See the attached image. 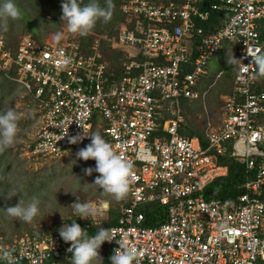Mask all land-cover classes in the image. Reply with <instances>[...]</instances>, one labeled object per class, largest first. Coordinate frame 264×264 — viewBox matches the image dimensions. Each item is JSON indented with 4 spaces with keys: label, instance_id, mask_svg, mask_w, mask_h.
Listing matches in <instances>:
<instances>
[{
    "label": "built area",
    "instance_id": "obj_1",
    "mask_svg": "<svg viewBox=\"0 0 264 264\" xmlns=\"http://www.w3.org/2000/svg\"><path fill=\"white\" fill-rule=\"evenodd\" d=\"M197 1L126 0L117 35L92 33L89 53L69 35L39 42L27 33L13 53L0 35V68L16 69L14 79L32 92L40 111L29 155L65 156L89 140L97 114L106 121L103 133L130 164V181L129 203L118 224L109 227L116 239L103 245L114 251L117 240H123L137 250L139 264H264V124L259 121L264 91L254 90L257 69L247 53L263 52L258 21L264 19V0H218L213 10L228 11L230 17L212 33L195 24L210 16ZM102 40L131 58L118 82L107 76ZM226 41L244 64L235 65L222 121L217 127L208 124V145L203 147L199 137L180 133V100L200 97L195 88L199 78ZM184 64L192 71L183 74ZM161 101L166 108L159 109ZM164 112L169 118L156 135ZM62 129L68 131L63 138ZM77 134L84 139L69 143L68 136ZM229 140L234 156L249 169L258 168L256 177L245 183L247 191L237 201L208 199L207 186L228 173L216 157L225 154ZM149 203L168 206L160 225H145L146 215L138 208ZM16 239L9 244L0 236V249L9 250L15 263L45 264L73 255L59 232Z\"/></svg>",
    "mask_w": 264,
    "mask_h": 264
},
{
    "label": "trees",
    "instance_id": "obj_2",
    "mask_svg": "<svg viewBox=\"0 0 264 264\" xmlns=\"http://www.w3.org/2000/svg\"><path fill=\"white\" fill-rule=\"evenodd\" d=\"M124 1L126 0H111L112 8L110 19L107 21L103 19L98 20L95 26L86 35L78 36V42L84 52L89 53L91 51V45L95 38L92 33L107 34L108 36L117 35L120 27L117 28L116 25L125 21V17L121 10V5ZM87 2L88 0H83L84 4ZM216 2H218V0H200L195 2V5L200 11H209L210 16L207 20L201 18L195 20L196 26L202 27L206 33H212L220 29L230 17V12L228 11L213 10L212 5ZM15 3L20 11L19 17L15 20L11 18H0V35L4 34L6 44L12 49L13 53L16 52L20 37L27 32L32 33L37 41L44 42L45 36L48 34V27L51 26L53 31L63 30L64 21L61 20L62 0H15ZM98 3L101 7H107L105 0H98ZM259 29L260 39L264 47V19L259 21ZM227 46L231 49L232 43L227 42ZM100 49L103 59L108 63L106 73L110 82H118L124 72V64L130 62L131 58L128 57L125 50L112 48L105 40L101 41ZM222 54H224V52ZM137 59L142 60L141 57H137ZM156 61L160 62L159 59H156ZM227 67L232 70L233 73L235 72V65H228ZM190 71H192V66L190 64H184L182 73L184 74ZM16 76L17 71L14 67L8 70L0 68V110H2V105H4L5 100L11 97L10 94L12 90H15L17 85L27 90L14 79ZM216 85H218V83ZM232 87L233 81H231L230 86H225L223 84H221V86L219 85L212 99H209L208 93L204 98V92L206 90L200 92V97L197 99L181 98L180 101L184 114V121L180 126V133L199 137L203 147H206L208 145V140L205 132L208 123L206 117L204 120L200 121L197 112L203 109L205 99L207 100L208 106L209 104L211 105V110H218L220 104H223L221 95L231 92ZM254 90L264 91V76H259L257 74ZM24 98H27L26 100L32 99L35 102L32 92L28 91V96ZM194 101H197L196 105L193 103ZM216 104L217 106L214 107ZM95 118L96 116L93 119L91 132L98 127V131L103 135V128L106 126V121L102 120L98 126ZM167 118H169V115L164 112V116L160 119L159 130L156 135H161L163 133L162 125ZM259 121L264 124V113L259 116ZM233 143V140H229L226 143L227 149L225 154L216 157V161L219 164L228 167V173L223 177L216 178L207 186L205 195L208 199L220 198L223 200L237 201L239 197L247 191L245 183L256 177L257 167L251 170L247 167L244 160L233 155ZM84 145L85 144H83L81 148H84ZM15 159L19 158L14 154V145L0 152V236L2 237L8 236V238H16L25 234L40 236L52 232L55 233L59 232V228L64 223H71L73 221H76L87 229L89 236L95 235L101 227L109 228L110 226L117 225L122 215L123 206L129 203L128 195L126 194L122 202L117 203L118 206H111L109 208V216L106 223L95 225L94 222L91 220L89 221V219L78 218L73 214V210L66 208L73 199L74 185L78 186L77 191L82 188L84 190L86 188L87 191H89V189H96L98 195L103 194V190L99 188V186L92 184L93 182L86 180L85 177L84 169L92 167L91 164L94 162V159L87 160L86 162L84 161L83 163V160L75 156L73 166L54 163V165H46L36 172H22L17 169L15 166ZM260 160L261 158L258 159V162ZM86 182L89 183L88 186H86ZM71 183L74 185L72 186ZM65 186L70 187L69 192L65 190ZM13 188L20 189L23 192L25 204L28 203L33 196L39 198L40 211L31 224L20 222L17 218L9 217L6 214L5 208L8 206H15L22 195L18 194L8 199L6 192ZM260 195L264 197V185L262 186ZM47 201H50L51 204ZM62 204L67 210L66 216H64L65 220L62 218L56 219L54 228L46 226L45 223L47 218H55L57 210L64 209L60 208ZM138 211L144 212L146 215L145 225L147 226L160 225L168 216V206H164L160 203L141 205ZM98 251L102 258L99 264H110L108 258L113 254V250L110 246L102 244ZM53 263L54 261H47L45 264ZM0 264H4V262H0ZM15 264L28 263L18 262Z\"/></svg>",
    "mask_w": 264,
    "mask_h": 264
},
{
    "label": "clouds",
    "instance_id": "obj_3",
    "mask_svg": "<svg viewBox=\"0 0 264 264\" xmlns=\"http://www.w3.org/2000/svg\"><path fill=\"white\" fill-rule=\"evenodd\" d=\"M105 3L107 7H101L98 0H88L86 4L83 3V0H62L61 20L66 21L67 31L86 35L98 20H109L112 3L111 0H105ZM19 15L20 11L15 0H0V18L15 20ZM56 38L59 39L60 35L57 34ZM247 53L252 57L251 63L256 65L257 74L264 76V53L254 50H248ZM227 63L228 65L236 66L244 64L242 59H237L234 54L231 57L227 54ZM20 119V114L14 108L0 110V152L15 144L18 135V121ZM66 135H68V131L65 132L62 129L61 138ZM83 139L84 136L80 134L68 136V142L71 144L81 142ZM76 155L85 161L89 159L96 161L94 168L88 167L84 169L85 174L89 176L93 172L100 174L92 184L112 194L116 200H121L126 196L129 189L130 164L113 150V147L101 134L92 132L91 142L86 147L81 148ZM18 194H22L19 202L15 206L6 207L5 212L9 217L31 224L39 214L40 200L38 197L33 196L25 204L23 192L20 189L13 188L6 192L8 199ZM70 206L73 214L78 218L93 220L97 215V209L90 203H81L77 199ZM62 217L64 219L63 214ZM58 231L60 237L66 243H70L68 251L73 254L71 257L72 264H95L98 258L102 259L98 251L102 244L106 241L110 243L116 239L112 229L104 227H101L95 235L89 236L87 229L82 228L76 221L64 223ZM117 243L119 247L114 249L113 254L108 258L110 264H139L138 252L135 248L127 246L123 240H117ZM0 262L15 264L12 259V253L7 249H0Z\"/></svg>",
    "mask_w": 264,
    "mask_h": 264
},
{
    "label": "rangeland",
    "instance_id": "obj_4",
    "mask_svg": "<svg viewBox=\"0 0 264 264\" xmlns=\"http://www.w3.org/2000/svg\"><path fill=\"white\" fill-rule=\"evenodd\" d=\"M123 25V23H120L118 25H116L117 28L121 27ZM48 34L47 36H45V40L46 39H50L53 41H57L59 39H61L64 36L69 35V37H73L78 41V36H80L79 33H69L67 31L66 28V21L63 22V30L62 31H53L52 27H48ZM27 34H31L33 36L32 33L27 32ZM57 34L60 35V38L57 39ZM4 36V34H2ZM34 37V36H33ZM36 39V38H35ZM37 40V39H36ZM44 40V41H45ZM224 48H222L209 62L208 65V73L206 75H201L200 76V80L199 83L197 85V89L199 92H204V98L206 97L207 93L209 96V99H212L213 96L215 95V91L218 89L219 85L221 86V84L225 85V86H230L231 85V81H233V72L232 70L228 69V63H227V54L229 57L232 56V54H235V51L233 49H229V47L227 46V41L223 43ZM224 52V54H222ZM221 54V55H220ZM220 70H222L223 75L219 76V72ZM225 72V73H224ZM215 80V82H214ZM218 83V85H216ZM11 93V92H10ZM11 97L5 100L4 105H2V110H7L8 108H14L21 116V119L18 121V135H17V140L14 144V154H16L18 156L19 159H15V166L17 169L21 170L22 172L24 171H37L41 168H44L46 165H54V163H60L62 165H69V166H73L74 162H75V156L76 158L77 155L76 153L80 150H69L65 156L62 157H51V156H45V155H40V156H32L29 155L28 153V146L29 144L33 141L35 134L37 132V130L40 127L41 124V114L40 111L38 110V107L36 105V103L32 100H26L27 98H24L25 96H28V91L25 89H22L20 85H17L15 87V90H12V93L10 94ZM223 95V94H222ZM224 96V95H223ZM222 99V98H221ZM197 101H194L193 103L196 105ZM223 103V101H222ZM167 103L166 101H161L160 102V106L159 109H164L166 107ZM223 105L224 104H220V107L218 110H211V105L207 103V100L205 99L204 102V106H203V112L198 111L197 115H198V119L200 121L204 120L206 117L207 123H211L213 126L217 127L218 125H220L222 118H223ZM217 104L214 106L216 107ZM222 106V107H221ZM95 120H97V125L99 126V123L102 122V120H104V118L101 115H96ZM98 127H96L93 132H98L99 134L100 131H98L97 129ZM92 133V132H91ZM102 135V134H101ZM91 137V135H90ZM102 137L112 146V142L111 140L105 135L103 134ZM91 142V138L85 143L84 147H86L89 143ZM261 148H264V144H260ZM80 159V158H79ZM83 160V159H80ZM90 160V159H89ZM85 160H83L82 162L84 163ZM86 162V161H85ZM96 164V161L94 160V162L91 164L92 167L94 168ZM100 175L99 173L93 172V174L91 176L86 175V180L94 182L95 178ZM72 186L74 185L73 183H71ZM86 186L89 185V183H85ZM65 190L67 192H69V186H65L64 187ZM78 186L74 185V191H73V199L70 201V203L68 204V206H66V208H69V210H72V207L70 206L72 203L76 202V200L78 199L79 202L84 203H90L93 207H95L97 209V215L96 217L91 220L89 219V221H93L95 225H100V224H105L106 221L108 220V211L109 208L111 206H118L117 203H121V200H116L112 194L107 193L105 191H103V194L98 195L96 189H89V191L85 190L82 188L81 190L79 189L77 191ZM128 195V193H127ZM48 202V201H47ZM50 203V201L48 202ZM51 204V203H50ZM49 204V206H50ZM66 205V204H65ZM60 208H64L59 210L63 216H66V208L63 206V204L61 205ZM57 211V213L55 214L56 217H50L46 219V226L50 227V228H54L56 219L62 218V214ZM65 218V217H64ZM64 220V219H63ZM6 237V236H5ZM4 236L1 238L3 239V241L9 243V244H15L16 242V238H8V236L5 238ZM100 254V253H99ZM105 254V253H104ZM103 254V256H104ZM101 259H97L95 261V264H99ZM53 264H72L71 259L68 260L67 258H63V259H58L55 260Z\"/></svg>",
    "mask_w": 264,
    "mask_h": 264
},
{
    "label": "crops",
    "instance_id": "obj_5",
    "mask_svg": "<svg viewBox=\"0 0 264 264\" xmlns=\"http://www.w3.org/2000/svg\"><path fill=\"white\" fill-rule=\"evenodd\" d=\"M224 48V47H223ZM231 49H233L234 50V47H233V45H232V48ZM235 51V50H234ZM136 53V52H135ZM235 55V54H234ZM137 57H141L140 55H138ZM142 58V57H141ZM221 73V74H220ZM219 76H221V75H223V72L222 71H220L219 72ZM235 74H236V68H235V72H234V75H233V87H234V80H235ZM200 80V79H199ZM198 83H199V81H198ZM198 83H197V85H198ZM197 87V86H196ZM233 87L231 88V92H229V93H224L223 95H221V98H222V101H223V104H224V97L226 96V95H228V94H231L232 92H233ZM198 90V89H197ZM182 107V106H181ZM166 108V107H165ZM223 108H224V105H223ZM223 112H224V109H223ZM184 115V114H183ZM164 124V123H163ZM209 124V123H208ZM208 124H207V126H208ZM162 128H163V125H162ZM207 129V128H206ZM190 136V135H189ZM192 137H197V136H192Z\"/></svg>",
    "mask_w": 264,
    "mask_h": 264
}]
</instances>
